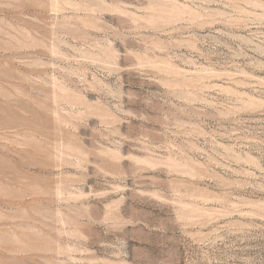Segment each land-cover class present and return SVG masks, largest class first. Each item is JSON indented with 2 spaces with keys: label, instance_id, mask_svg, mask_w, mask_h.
I'll return each mask as SVG.
<instances>
[{
  "label": "rangeland",
  "instance_id": "1",
  "mask_svg": "<svg viewBox=\"0 0 264 264\" xmlns=\"http://www.w3.org/2000/svg\"><path fill=\"white\" fill-rule=\"evenodd\" d=\"M0 264H264V0H0Z\"/></svg>",
  "mask_w": 264,
  "mask_h": 264
}]
</instances>
